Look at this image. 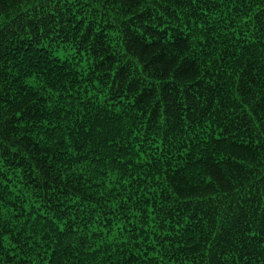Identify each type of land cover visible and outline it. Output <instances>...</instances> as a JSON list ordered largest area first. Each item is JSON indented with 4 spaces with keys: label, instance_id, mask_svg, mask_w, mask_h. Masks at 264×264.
<instances>
[{
    "label": "trees",
    "instance_id": "16d2710c",
    "mask_svg": "<svg viewBox=\"0 0 264 264\" xmlns=\"http://www.w3.org/2000/svg\"><path fill=\"white\" fill-rule=\"evenodd\" d=\"M0 264H264V0H0Z\"/></svg>",
    "mask_w": 264,
    "mask_h": 264
},
{
    "label": "rangeland",
    "instance_id": "374dc122",
    "mask_svg": "<svg viewBox=\"0 0 264 264\" xmlns=\"http://www.w3.org/2000/svg\"><path fill=\"white\" fill-rule=\"evenodd\" d=\"M69 52H70V51H69ZM65 53H66V51H61V52H58L57 54L60 55L61 57H65V56H64ZM67 55H68V54H67ZM66 57H68V56H66Z\"/></svg>",
    "mask_w": 264,
    "mask_h": 264
}]
</instances>
